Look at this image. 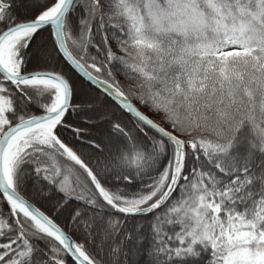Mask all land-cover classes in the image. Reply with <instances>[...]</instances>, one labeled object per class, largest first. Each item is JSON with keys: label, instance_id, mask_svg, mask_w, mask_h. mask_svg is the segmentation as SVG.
Returning a JSON list of instances; mask_svg holds the SVG:
<instances>
[{"label": "snow or ice", "instance_id": "obj_1", "mask_svg": "<svg viewBox=\"0 0 264 264\" xmlns=\"http://www.w3.org/2000/svg\"><path fill=\"white\" fill-rule=\"evenodd\" d=\"M0 264H264V0H0Z\"/></svg>", "mask_w": 264, "mask_h": 264}]
</instances>
